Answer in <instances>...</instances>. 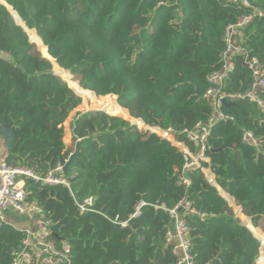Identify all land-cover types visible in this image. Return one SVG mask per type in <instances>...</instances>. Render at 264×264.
Returning a JSON list of instances; mask_svg holds the SVG:
<instances>
[{
  "label": "trees",
  "instance_id": "16d2710c",
  "mask_svg": "<svg viewBox=\"0 0 264 264\" xmlns=\"http://www.w3.org/2000/svg\"><path fill=\"white\" fill-rule=\"evenodd\" d=\"M5 2L28 27L27 34L0 3L5 163L43 179L79 149L63 175L69 188L20 177L28 201L52 222L56 245L70 247L71 264H177L166 210L182 202L195 211L183 213L195 264H264V113L247 100L228 101L222 111L233 120L216 123L209 140L207 177L241 207L227 197L238 217L202 170L189 174V188L179 184L180 150L129 122L176 132L207 123L213 109L204 95L222 65L225 31L251 10L226 0ZM252 4L263 17L239 44L264 67V0ZM253 83L238 55L224 91L246 93ZM78 108L98 112L73 117L68 147L65 123ZM245 131L260 148L244 143ZM91 197V211L81 213L77 203ZM23 239L11 225L0 228V264H13Z\"/></svg>",
  "mask_w": 264,
  "mask_h": 264
},
{
  "label": "built area",
  "instance_id": "2783aa9c",
  "mask_svg": "<svg viewBox=\"0 0 264 264\" xmlns=\"http://www.w3.org/2000/svg\"><path fill=\"white\" fill-rule=\"evenodd\" d=\"M226 1L238 8L250 9L251 13L240 17L236 23L229 25L225 31V50L222 54V65L220 69L210 74L208 78L209 87L204 95V99L212 105V117L207 123H199L193 129H184L181 132H176L172 128L163 130L155 127L153 129V133L172 143L183 154L185 163L178 179L179 184L187 188L191 185L190 173L202 170L206 177L207 172L212 173L205 166L211 162L208 155V152L212 150L209 140L216 123L233 120L222 111L223 106L228 101L247 100L264 113V67L258 59L249 58L247 51L239 44L243 30L255 18L263 17V14L255 9L252 4L253 0ZM238 55L244 56L245 63L252 71L254 83L246 93L228 95L223 89L224 83L233 74L235 60ZM178 136H182L184 141H179ZM243 141L252 147H261L260 141L250 131L244 132ZM63 170L64 165L59 164L45 178L40 179L28 171L13 168L5 161L0 163V228L4 225H11L16 228L10 223L9 216L11 213L24 219L29 224L28 228L21 230L24 232L22 250L16 255L13 264H71L70 247L66 243L60 247L56 245L52 239V222L46 219L37 204L28 201L24 182L20 180L21 176L26 175L41 180L48 185H64L69 188L70 183L64 178ZM93 203L94 199L91 197L83 203H77V206L81 213H86L91 211ZM144 205L145 203L141 204V206ZM140 207H138V211ZM180 209H184V212H195L189 202H182L173 209H167L166 211L173 220V227L167 232L166 241L173 246V252L178 257L177 264H195L194 256L191 253L190 229ZM138 211L136 214H138Z\"/></svg>",
  "mask_w": 264,
  "mask_h": 264
},
{
  "label": "water",
  "instance_id": "95a60500",
  "mask_svg": "<svg viewBox=\"0 0 264 264\" xmlns=\"http://www.w3.org/2000/svg\"><path fill=\"white\" fill-rule=\"evenodd\" d=\"M4 1V3L0 0V3L2 4V5H4L5 7H7L8 9H9V11L12 13V15L14 16V18H15V20H16V22H17V24L18 25H20L24 30H25V32L27 33V30L26 29H28V27H27V25L21 20V18L18 16V14L14 11V9H13V7H11V6H9L6 2H5V0H3ZM36 31V30H35ZM28 34V33H27ZM29 36V35H28ZM32 43V42H31ZM43 57H45V56H43ZM46 58V57H45ZM49 61H51L52 62V60H50L49 58H47ZM55 61V60H54ZM56 62V61H55ZM57 63V62H56ZM52 64H53V62H52ZM19 68H21V67H19ZM53 74H55V75H57L56 73H54V71L52 72ZM71 73V72H70ZM58 76V75H57ZM74 92H75V90H73ZM76 93V92H75ZM94 93V92H93ZM77 94V93H76ZM95 94V93H94ZM78 95V94H77ZM117 98V97H116ZM107 114H109V113H107ZM126 120V119H125ZM128 121V120H127ZM142 121V120H141ZM133 124V123H132ZM133 125H135V124H133ZM78 153H79V149L77 148L76 149V152L74 153V154H72L71 155V157H70V159H69V161L66 163V165L64 166V174H66L67 172H68V170H69V166H70V164L72 163V161L76 158V156L78 155ZM211 183V182H210ZM212 184V183H211ZM213 186H215L218 190H219V192H220V194H221V196H223L225 199H226V201L230 204V201L228 200V198L227 197H229V198H232L233 200H234V198L233 197H231V196H229V195H225V193H222L223 192V190L217 185V182H216V179H215V184H212ZM235 201V200H234ZM239 209H240V212L242 213V209H241V207H239ZM180 212L181 213H184V209H180ZM235 214H236V216L238 217V215H237V213L235 212ZM249 219H250V221L252 222V218L251 217H249ZM240 222H241V220H240ZM241 225L242 226H244V227H246L242 222H241ZM247 228V227H246ZM250 230V229H249ZM261 250H262V246L260 247V252H261Z\"/></svg>",
  "mask_w": 264,
  "mask_h": 264
},
{
  "label": "rangeland",
  "instance_id": "374dc122",
  "mask_svg": "<svg viewBox=\"0 0 264 264\" xmlns=\"http://www.w3.org/2000/svg\"><path fill=\"white\" fill-rule=\"evenodd\" d=\"M34 44V43H33ZM35 45V44H34ZM36 46V45H35ZM36 48H37V50H38V52L42 55V56H44L40 51H39V49H38V47L36 46ZM74 77V76H73ZM74 79H75V77H74ZM76 80V79H75ZM77 81V80H76ZM78 82V81H77ZM79 83V82H78ZM91 92V91H90ZM93 93V92H92ZM78 96L81 98V105L80 106H82L83 105V101H84V98H83V95H82V93H79L78 94ZM98 97V96H97ZM116 101H117V99H116ZM117 103H118V101H117ZM86 113V112H98V110H91V111H89V110H80L79 108L77 109V110H75L71 115H70V117H69V119H68V121L65 123V128H66V134H65V139H64V141H65V143L68 145V147L70 146V143H69V136H68V134H69V124L71 123V121H72V119H73V117L77 114V113ZM113 116V115H112ZM118 117V116H117ZM132 117V116H131ZM136 119V118H135ZM129 121V120H128ZM137 121L139 122H135V123H133L132 121H129L130 123H133V124H135V125H137L138 127H139V129L140 130H142V131H150V132H152L153 133V129L154 128H152V127H149V126H147L143 121H141L140 119H137ZM142 123V124H141ZM214 176V175H213ZM208 179V178H207ZM214 181H215V176H214V179H213ZM208 181H210L209 179H208ZM223 193H225L224 191H223ZM226 194V193H225ZM234 203H235V205L239 208V206L236 204V202L234 201ZM232 208H233V210H234V212H236V209H235V207L234 206H232V204L230 203L229 204ZM10 220V219H9ZM17 220V219H16ZM11 221V220H10ZM21 224V223H20ZM261 228V227H260ZM262 229V228H261ZM263 231V230H262ZM260 254H262V253H260ZM260 257H261V255H260ZM259 264V263H258Z\"/></svg>",
  "mask_w": 264,
  "mask_h": 264
},
{
  "label": "crops",
  "instance_id": "0c3cea01",
  "mask_svg": "<svg viewBox=\"0 0 264 264\" xmlns=\"http://www.w3.org/2000/svg\"><path fill=\"white\" fill-rule=\"evenodd\" d=\"M68 136H69V143H71L70 142V140H71L70 124H69V134H68ZM5 158H6V148H5L4 141L0 137V163L1 162H4L5 161ZM9 217H10V220H11L10 223H12L16 228H18L20 230H23V229H26V228L29 227V224L27 223V221H25L22 218L16 217V215H14L13 213H11Z\"/></svg>",
  "mask_w": 264,
  "mask_h": 264
}]
</instances>
